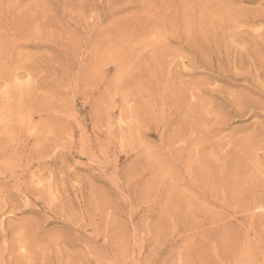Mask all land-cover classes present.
Masks as SVG:
<instances>
[{"label":"rangeland","instance_id":"374dc122","mask_svg":"<svg viewBox=\"0 0 264 264\" xmlns=\"http://www.w3.org/2000/svg\"><path fill=\"white\" fill-rule=\"evenodd\" d=\"M17 1L0 0V229L44 226L60 264H217L226 247L263 264L264 0ZM196 156L199 186L176 165Z\"/></svg>","mask_w":264,"mask_h":264},{"label":"bare ground","instance_id":"6f19581e","mask_svg":"<svg viewBox=\"0 0 264 264\" xmlns=\"http://www.w3.org/2000/svg\"><path fill=\"white\" fill-rule=\"evenodd\" d=\"M19 1V0H18ZM17 1V2H18ZM16 3V2H15ZM19 4V3H18ZM70 4H71V2H70ZM16 5V4H15ZM9 6V5H8ZM12 6H13V4H12ZM95 6V5H94ZM93 6V7H94ZM18 7V6H17ZM9 8V7H8ZM13 8V7H12ZM11 8V9H12ZM10 9V10H11ZM16 9V8H15ZM96 10V9H95ZM13 11H15V10H13ZM12 11V12H13ZM97 12V11H96ZM95 12V13H96ZM66 13V12H65ZM98 13V12H97ZM67 14V13H66ZM16 15V14H15ZM92 15V14H91ZM98 15V14H97ZM44 16H46V13H45V15ZM65 16V15H64ZM19 17V16H18ZM91 17V16H90ZM99 18V17H98ZM90 20V19H89ZM18 25H19V23H18ZM39 28V27H38ZM12 30V29H11ZM237 30V29H236ZM20 31V30H19ZM18 32V31H17ZM20 33V32H19ZM16 34V33H15ZM18 34V33H17ZM22 34V33H21ZM235 34V33H234ZM250 35V34H249ZM254 35V34H253ZM24 36V35H23ZM241 36V35H240ZM258 36V35H257ZM18 37V36H17ZM22 37V36H21ZM222 37V36H221ZM8 38H10V37H8ZM228 38V37H227ZM263 38V37H262ZM233 39V38H232ZM8 40V39H7ZM114 41H116V40H114ZM255 42V41H254ZM25 43V42H24ZM235 44V43H234ZM256 45V44H255ZM254 46V45H253ZM242 47V46H241ZM228 48H230V47H228ZM234 48V47H233ZM243 48V47H242ZM197 49V48H196ZM258 49V48H257ZM4 50V49H3ZM253 50V49H252ZM251 50V51H252ZM254 50H255V48H254ZM253 50V51H254ZM263 50V49H262ZM10 51V50H9ZM8 51V52H9ZM144 51V50H143ZM235 51V50H234ZM257 51V50H256ZM258 51H259V49H258ZM115 52V51H114ZM124 52V51H123ZM135 52V51H134ZM225 52V51H224ZM4 53H5V51H4ZM143 53V52H142ZM225 53H227V52H225ZM232 53H234V52H232ZM252 54V53H251ZM258 54H259V52H258ZM263 54V53H262ZM238 55V54H237ZM254 55V54H253ZM257 55V54H256ZM264 55V54H263ZM228 57V56H227ZM253 57V56H252ZM263 57V56H262ZM261 57V59H263ZM217 58H219V57H217ZM222 58V57H221ZM220 58V59H221ZM230 58V57H229ZM234 58H235V56H234ZM237 58V57H236ZM258 58V57H257ZM256 58V59H257ZM18 59V58H17ZM133 59V58H132ZM219 59V60H220ZM223 59H225V58H223ZM227 59V58H226ZM232 59V58H231ZM249 59V58H248ZM251 59H253V58H251ZM261 59H259V60H261ZM233 60V59H232ZM245 60V59H244ZM234 61V60H233ZM241 61V60H240ZM257 61V60H256ZM262 61V60H261ZM222 62V61H221ZM244 62V61H243ZM252 62V61H251ZM253 62H254V60H253ZM238 63V62H237ZM260 63V62H259ZM262 63H263V61H262ZM217 64V63H216ZM219 64V63H218ZM248 64V63H247ZM130 65V64H129ZM221 65V64H220ZM233 65V64H232ZM249 65V64H248ZM256 65V64H255ZM230 66H231V64H230ZM242 66V65H241ZM244 66V65H243ZM252 66V65H251ZM259 66V65H258ZM130 67V66H129ZM227 67V66H226ZM235 67V66H234ZM245 67V66H244ZM250 67V66H249ZM253 67H254V65H253ZM261 67V66H260ZM231 68V67H230ZM241 68V67H240ZM259 68V67H258ZM231 69H233V68H231ZM238 69V68H237ZM243 69V68H242ZM255 69V68H254ZM20 70V69H19ZM234 70V69H233ZM253 70V69H252ZM223 71V70H222ZM262 71H263V69H262ZM220 72V71H219ZM246 72H247V70H246ZM233 73V72H232ZM241 73V72H240ZM242 74V73H241ZM244 74V73H243ZM262 74V73H261ZM236 75V74H235ZM249 75H251V74H249ZM232 76H234L233 74H232ZM253 76H255V75H253ZM256 76H258V75H256ZM254 79V78H253ZM27 80V79H26ZM2 81V80H1ZM259 80H257V82H258ZM247 82V81H246ZM256 82V81H255ZM256 82V83H257ZM253 83H254V81H253ZM247 84V83H246ZM248 85V84H247ZM263 85H264V83H263ZM262 86V85H261ZM24 87V86H23ZM257 87V86H256ZM259 87V86H258ZM250 89V88H249ZM255 89V88H254ZM261 90V89H260ZM257 91V90H256ZM259 91V90H258ZM36 92V91H35ZM192 92V91H191ZM218 92H220V91H218ZM259 92H261V91H259ZM57 93V92H56ZM193 93V92H192ZM237 93H240V92H237ZM243 92H241V94H240V96L241 95H243L242 94ZM219 94V93H218ZM223 94V93H222ZM228 94V93H227ZM231 94V93H230ZM262 94H264V92L262 93ZM194 95V94H193ZM232 95V94H231ZM235 95H237V94H235ZM239 96V95H238ZM245 96H247V95H245ZM264 96V95H263ZM32 98V97H31ZM219 98H220V96H219ZM240 98V97H239ZM239 98H237V100H240ZM243 96H242V102H243ZM247 99V98H246ZM249 99V98H248ZM247 99V100H248ZM223 100V99H222ZM228 100V99H227ZM240 100V101H241ZM252 100V99H251ZM28 101V100H27ZM233 101H235V100H233ZM232 101V102H233ZM50 102V101H49ZM184 102V101H183ZM228 102V101H227ZM232 102H231V104H232ZM246 102V101H245ZM47 103V102H46ZM221 103V102H220ZM234 103H236V102H234ZM238 103H239V101H238ZM241 103V102H240ZM249 103V102H248ZM259 103V102H258ZM49 104V103H48ZM66 104V103H65ZM230 104V105H231ZM242 104V103H241ZM244 104V103H243ZM255 105V104H254ZM259 105V104H258ZM257 105V106H258ZM237 106V105H236ZM235 106V107H236ZM240 106H242V105H240ZM262 106H263V104H262ZM195 107H196V104H194V103H192V102H189V104L188 103H184V105H181V107H180V110H181V112H183V115L185 116V118L183 119V121H186L187 120V123L184 125V128H187L188 127V124L191 122L193 125H194V127L197 125V116H196V113H195ZM228 107V106H227ZM234 108V107H233ZM264 108V107H263ZM238 109V108H237ZM242 109V108H241ZM40 110V109H39ZM239 112H240V110H239ZM236 113V112H235ZM200 114V113H199ZM201 116V115H200ZM139 117V116H138ZM217 120H220V119H217ZM181 123V122H180ZM209 123V122H208ZM221 125V124H220ZM212 127V126H211ZM215 127V126H214ZM217 127V126H216ZM215 127V128H216ZM219 127V126H218ZM212 129V128H211ZM11 130V129H10ZM180 130V129H179ZM182 130V129H181ZM208 130H209V128H208ZM208 130H207V132H208ZM215 130V129H214ZM12 131V130H11ZM196 131V130H195ZM211 131V130H210ZM199 132V131H198ZM202 132V131H201ZM214 132V131H213ZM212 131H211V133H213ZM21 133V132H20ZM178 133H180V132H178ZM185 133V132H184ZM200 133V132H199ZM205 133V132H204ZM210 132L208 133V134H211ZM217 132H215V135H218V134H216ZM219 133H220V131H219ZM207 134V133H206ZM214 135V136H215ZM195 136H197V134L195 133ZM204 135H203V133H202V135H201V137H203ZM206 136V135H205ZM208 136V135H207ZM213 136V137H214ZM198 137V136H197ZM212 137V136H211ZM36 138V137H35ZM200 138V137H199ZM204 138H206V137H204ZM26 139V138H25ZM58 139V138H57ZM207 139V138H206ZM50 140V139H49ZM49 140H47L46 139V141H49ZM53 140V139H52ZM195 140H197L196 139V137H194V138H192L191 139V142H194V143H196V141ZM201 140V139H200ZM37 141V140H36ZM46 141H44L45 143H46ZM55 141V140H54ZM190 141V140H189ZM189 141L187 142V143H189ZM198 141V140H197ZM38 142V141H37ZM22 143H23V141H22ZM31 143H34V142H32L31 141ZM36 143V142H35ZM40 143V142H39ZM45 143H43V141H42V145L44 146V144ZM48 143V142H47ZM26 144V143H25ZM204 144V143H203ZM1 145H2V143H1ZM21 145V144H20ZM27 145H29V144H27ZM32 145V144H31ZM46 145V144H45ZM48 145V144H47ZM188 145V144H187ZM186 145V146H187ZM211 145H213V144H211ZM34 146V145H33ZM186 146H183V147H186ZM190 146V145H189ZM197 146V145H196ZM195 146V147H196ZM214 146V145H213ZM21 147V146H20ZM20 147H18V149L20 148ZM26 147V146H25ZM48 146H46L45 148H47ZM206 147V146H205ZM205 147H204V149H205ZM32 148V147H31ZM44 148V149H45ZM16 149V148H15ZM17 149V150H18ZM26 149V148H25ZM40 149H42V148H40ZM39 149V150H40ZM50 149V148H49ZM177 149V148H176ZM179 149V148H178ZM183 149V148H182ZM195 149V148H194ZM203 149V150H204ZM215 149V148H214ZM27 150V149H26ZM25 150V151H26ZM28 150H29V146H28ZM27 150V151H28ZM47 150V149H46ZM51 150V149H50ZM49 150V151H50ZM200 150V149H199ZM208 150V149H207ZM12 151V150H11ZM15 151V150H14ZM18 151H20V150H18ZM22 151V150H21ZM26 151V152H27ZM31 151V150H30ZM177 151V150H176ZM185 151V150H184ZM184 151H182V152H184ZM195 151V150H194ZM24 152V151H23ZM32 152H34V148H33V151ZM38 152V151H37ZM173 152H175L174 150H173ZM173 152H172V154H173ZM198 152V151H197ZM9 153V152H8ZM13 153H15V152H13ZM18 153V155H19V152H17ZM25 153V152H24ZM40 153V152H39ZM38 153V154H39ZM46 152L44 151V154H45ZM49 153H51V151L49 152ZM234 153V152H233ZM2 154H4V153H2ZM41 154V153H40ZM51 154H53V153H51ZM172 154H170V155H172ZM179 154H181V153H179ZM191 154V153H190ZM13 155H15V154H13ZM24 155V154H23ZM27 155H28V153H27ZM35 154H33V156H34ZM174 155V154H173ZM185 155V154H184ZM192 155V154H191ZM39 156V155H38ZM185 156H187V155H185ZM27 157V156H26ZM25 157V158H26ZM59 157V156H58ZM229 157V156H228ZM28 158H29V156H28ZM61 158V157H60ZM191 158H193V157H191ZM206 158V157H205ZM238 158V157H237ZM29 159H31V157L29 158ZM239 159V161H240V159H241V157L240 158H238ZM26 160V159H25ZM176 160H177V158H176ZM193 160V159H192ZM192 160H190V157L188 158V157H183L182 159H180L179 160V164H176V165H178V166H181V168L183 167V168H185V171L187 172V174H188V176H189V181H190V183L193 185V186H195V185H197V186H199V179H198V175L197 174H200V172L199 171H201L202 170V166H206V164L202 161V160H199V158L196 156V158H195V160L194 161H192ZM207 160V159H206ZM228 160V159H227ZM242 161V160H241ZM173 162V161H172ZM177 162H178V160H177ZM221 162V161H220ZM226 163H228V162H226ZM237 163H240V162H238L237 161ZM236 163V164H237ZM208 165V164H207ZM173 166H175V165H173ZM227 166V165H226ZM43 167V166H42ZM176 168V167H175ZM208 168V167H207ZM214 168V167H213ZM225 168V167H224ZM223 168V169H224ZM244 168V167H243ZM51 169V168H50ZM63 169V168H62ZM241 170V169H240ZM246 169H244V171H245ZM180 171V170H179ZM182 171V170H181ZM221 171V170H220ZM231 171V170H230ZM237 171V170H236ZM204 172H206V171H204ZM239 172V171H238ZM13 173V172H12ZM19 173V172H18ZM66 173V172H65ZM227 173H229L228 171H227ZM14 174H15V172H14ZM232 174V173H231ZM8 175H10L9 174V172H8ZM17 175V174H16ZM212 176V175H211ZM231 176V175H230ZM230 176H228L227 175V177L229 178ZM11 177H12V175H11ZM9 178V177H8ZM13 178V177H12ZM11 178V179H12ZM212 179V178H211ZM219 179V178H218ZM184 180V179H183ZM214 180V179H213ZM229 180V179H228ZM231 180V179H230ZM14 181V180H13ZM25 181V180H24ZM184 181H186V180H184ZM184 181H180L181 182V184H180V186H182V188H184V189H188V187L186 186V183L184 182ZM1 182V184H3L2 183V181H0ZM4 182V181H3ZM6 183V182H5ZM10 183V182H9ZM225 183V182H224ZM232 183V182H231ZM23 184H25V183H23ZM228 184V183H227ZM226 184V185H227ZM230 185V184H229ZM25 186V185H24ZM204 186H205V183H204ZM31 188V187H30ZM35 188H37V187H35ZM51 188H53V187H51ZM195 188V187H194ZM193 188V189H194ZM231 188V187H230ZM27 189V188H26ZM220 189V188H219ZM232 189H233V186H232ZM30 190V189H29ZM235 190V189H234ZM25 191V190H24ZM35 191V190H34ZM36 192V191H35ZM242 192V191H241ZM8 193V192H7ZM39 193V192H38ZM196 193V192H195ZM195 193L193 192L192 194L194 195V198H195ZM231 193V192H230ZM5 194V193H4ZM11 195V194H10ZM43 195V194H42ZM219 195V194H218ZM239 195V194H238ZM4 197V196H3ZM20 197V196H19ZM233 197V196H232ZM1 198V197H0ZM186 198V197H185ZM218 198V197H217ZM220 198V197H219ZM6 199V198H5ZM9 199H11V198H9ZM18 199V198H17ZM14 200V199H13ZM203 200V199H202ZM1 201H3V200H1ZM7 201V200H6ZM186 201V200H185ZM232 202V201H231ZM188 203V202H187ZM1 204V203H0ZM5 204V203H4ZM61 204V203H60ZM205 204V203H204ZM229 204V203H228ZM3 205V204H2ZM12 205V204H11ZM16 205H17V203H16ZM19 206V205H18ZM188 206H189V208H188V210L185 212V215L184 216H187V215H189L190 216V220L192 221V224H191V227L193 228V229H196L197 228V226H198V223H199V221L196 219V214H195V212H199V210L197 211L196 210V206H195V204H192V203H188ZM71 207V206H70ZM229 207V206H228ZM238 207V206H237ZM30 208V207H29ZM52 208V207H51ZM69 208V207H68ZM246 208V207H245ZM2 209V208H1ZM0 209V210H1ZM15 209V208H14ZM8 210V209H7ZM6 210V211H7ZM12 210V209H11ZM51 210V209H50ZM65 210V209H64ZM59 211H61V210H59ZM245 211V210H244ZM3 213V212H2ZM10 214V212H7V214ZM62 213H64V212H62ZM200 213V212H199ZM227 213V212H226ZM8 214V215H9ZM40 214V213H39ZM58 214H59V212H58ZM60 215V214H59ZM202 215V214H201ZM223 215V214H222ZM12 216H13V214H12ZM60 216H62V215H60ZM210 216V215H209ZM14 217V216H13ZM64 217V216H63ZM224 217V216H223ZM25 218V217H24ZM2 219V218H1ZM5 219V218H4ZM26 219V218H25ZM6 220H7V218H6ZM18 220V219H17ZM34 220V219H33ZM203 220V219H202ZM208 220V219H207ZM249 220V219H248ZM41 221V220H40ZM43 221V220H42ZM78 221V220H77ZM13 222V221H12ZM15 222V221H14ZM39 222V221H38ZM50 222V221H49ZM213 222V221H212ZM203 223H199V225H202ZM258 225V224H257ZM48 226V225H47ZM80 226V225H79ZM240 226H243V225H240ZM46 227V226H45ZM258 227V226H257ZM246 228H247V226H246ZM46 229V228H45ZM69 229V228H68ZM245 229V228H244ZM261 229V228H260ZM183 231H184V227H183ZM244 231V230H243ZM251 231V230H250ZM81 232V231H80ZM44 233V226H40V225H37L36 224V226L34 227V229H33V227L31 228L27 223H23V222H18L17 221V223H12V224H5V226H3V228L1 227V229H0V237L2 238V239H10V244L9 245H3V247H0V264H32L34 261H36V259L38 258V260H39V264H47V263H49V264H54V262H57V264H60V262H59V260H61V259H59V257L56 255V253H54V250L57 248L58 249V247H56V244H55V241L54 240H45V239H43L42 238V236L43 235H45V234H43ZM46 233V232H45ZM49 233V232H48ZM51 233V232H50ZM54 233V232H53ZM239 233H240V231H239ZM68 234V233H67ZM249 234V233H248ZM63 235V234H62ZM70 235V234H69ZM85 235V234H84ZM250 235V234H249ZM48 236V235H47ZM80 236V235H79ZM78 236V237H79ZM227 236V235H226ZM240 236V235H239ZM257 236V235H256ZM53 237H54V235H53ZM231 237V236H230ZM247 237V236H246ZM263 237V236H262ZM225 238V237H224ZM223 238V239H224ZM257 238H258V236H257ZM231 239H233V238H231ZM235 240H237V239H235ZM230 241V240H229ZM233 241V240H232ZM238 241V240H237ZM236 241V242H237ZM244 241H245V239H244ZM1 242V241H0ZM35 242H39V243H42V245H36L35 244ZM62 242V241H61ZM223 242V241H222ZM235 242V241H234ZM257 242H258V239H257ZM224 243V242H223ZM246 243V242H245ZM259 243V242H258ZM262 243H264V242H262ZM262 243H260V245H262ZM82 244V243H81ZM212 244V242H210V240L209 239H206V241L204 242V245L206 246V247H208L209 248V250H212V247H214V248H216V245L214 244V245H211ZM218 244V243H217ZM230 244V243H229ZM61 245H62V243H61ZM243 245V244H242ZM259 245V244H258ZM219 246V245H218ZM263 246V245H262ZM56 247V248H55ZM84 247V246H83ZM193 247H195V244H193ZM224 247H225V245H224ZM236 247V246H235ZM258 247V246H257ZM264 247V246H263ZM22 249V251L24 250L25 251V249H27L28 250V252L30 253V256L31 257H28L26 254L27 253H21V254H19V249ZM55 248V249H54ZM226 248H228V247H226ZM226 248H224L223 249V251L220 253V254H218V262H217V264H221V261H223V262H227L228 264H238L239 262H240V260L242 259L241 258V255L240 254H237V253H234V252H231L230 250H228L227 251V249ZM245 248V247H244ZM259 248H260V246H259ZM54 249V250H53ZM81 249V248H80ZM187 249V248H186ZM220 249V248H219ZM245 250H246V248H245ZM235 251V250H234ZM257 251V250H256ZM66 252V251H65ZM220 252V251H219ZM245 252V251H244ZM250 252V251H249ZM28 253V254H29ZM82 253V252H81ZM209 253H210V251H209ZM241 253V252H240ZM80 254V253H79ZM244 254V253H243ZM242 254V255H243ZM246 254V253H245ZM250 254V253H249ZM262 254V253H261ZM208 255V257H209V254H207ZM63 256V255H62ZM245 256V255H244ZM243 256V257H244ZM247 256H248V252H247ZM258 256H259V254H258ZM81 257V256H80ZM60 258H62V257H60ZM207 258V257H206ZM210 258V257H209ZM241 258V259H240ZM195 259V258H194ZM253 259V256L252 255H249V257L248 258H246L245 259V261L244 262H247L248 261V263L250 264H252V262H251V260ZM41 260V261H40ZM202 260V259H201ZM205 261V260H204ZM83 263V262H82ZM199 263V262H198ZM216 263V262H215ZM247 263V264H248ZM203 264H206V262H204ZM212 264V263H211ZM255 264V263H254ZM264 264V263H263Z\"/></svg>","mask_w":264,"mask_h":264}]
</instances>
